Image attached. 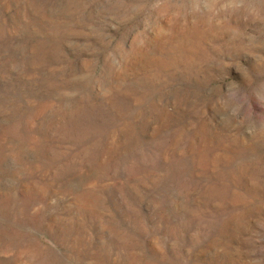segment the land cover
Returning a JSON list of instances; mask_svg holds the SVG:
<instances>
[{"label": "rangeland", "instance_id": "1", "mask_svg": "<svg viewBox=\"0 0 264 264\" xmlns=\"http://www.w3.org/2000/svg\"><path fill=\"white\" fill-rule=\"evenodd\" d=\"M0 264H264V0H0Z\"/></svg>", "mask_w": 264, "mask_h": 264}]
</instances>
